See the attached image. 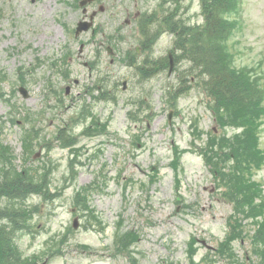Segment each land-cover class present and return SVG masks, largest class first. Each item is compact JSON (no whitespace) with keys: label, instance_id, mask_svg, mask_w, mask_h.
<instances>
[{"label":"rangeland","instance_id":"rangeland-1","mask_svg":"<svg viewBox=\"0 0 264 264\" xmlns=\"http://www.w3.org/2000/svg\"><path fill=\"white\" fill-rule=\"evenodd\" d=\"M79 1L0 0V139L18 169L48 183L46 197H25L36 210L14 238L18 249L34 264L245 263L247 235L231 241L235 263L216 255L233 202L203 154L211 135L240 129L218 122L198 67L177 61L175 33L163 30L168 21L202 25L200 0ZM229 16L230 64L259 89L264 0H236ZM257 109L263 160L251 181L264 197V90ZM242 217L253 233L260 213Z\"/></svg>","mask_w":264,"mask_h":264},{"label":"trees","instance_id":"trees-1","mask_svg":"<svg viewBox=\"0 0 264 264\" xmlns=\"http://www.w3.org/2000/svg\"><path fill=\"white\" fill-rule=\"evenodd\" d=\"M200 2L204 14L202 25L187 26L168 21L167 28L163 30L175 33L174 50L178 52L177 61L185 59L198 67L197 76L214 99L218 122L225 125V118L231 127L240 129H236L232 135H211L203 149L204 159L211 165L214 176H221L227 181L230 192L224 191V197L233 202V213L227 221L230 230L219 243L216 255L226 256L235 263L231 241L247 235L251 237L252 254H246L248 257L243 264H264V197L260 193L261 197L257 195L253 189L254 182L251 181L254 171L263 160L255 122L258 116L257 101L263 95L264 86L258 89L253 86L252 81L244 79V75L250 76L249 74L232 67L230 54L223 44L227 35L234 30L229 14L234 11L236 0ZM146 23L148 21H141L143 26ZM2 96L0 93V97ZM28 143L26 140L24 151L29 149ZM14 160L12 149L0 139V264H34L35 261L23 256L14 238L26 227L24 224L29 212L36 210H29L24 206L25 197L34 192L44 197L48 195L47 176L38 175L37 169H18ZM44 175L47 173L44 172ZM84 190L85 188L76 192V201L79 197L83 199ZM259 213L260 220H254ZM242 216L253 217L257 225L253 233L246 231L241 222ZM126 235L128 234H124ZM194 244L192 238L187 244L190 258L196 252ZM190 262L195 264L193 259ZM237 264L242 263L238 261Z\"/></svg>","mask_w":264,"mask_h":264},{"label":"water","instance_id":"water-1","mask_svg":"<svg viewBox=\"0 0 264 264\" xmlns=\"http://www.w3.org/2000/svg\"><path fill=\"white\" fill-rule=\"evenodd\" d=\"M93 0H80L79 1V5L83 6L86 5L90 2H92ZM100 9L102 10L103 7L101 6ZM83 11H86V8L83 9ZM95 11H93L90 16H89V20H80L77 24V28H76V34H79V32L83 31V30H87L89 29V27L92 25L93 23V17H94ZM108 50L110 51V49L108 48ZM19 91L21 92V94L23 95V97L27 98L29 95L27 93V90L20 86L19 87ZM74 226H76V223H74Z\"/></svg>","mask_w":264,"mask_h":264}]
</instances>
